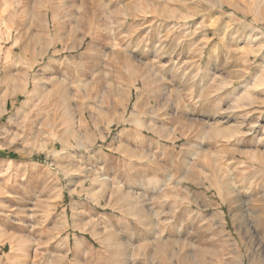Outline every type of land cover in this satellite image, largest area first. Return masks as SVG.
Wrapping results in <instances>:
<instances>
[{"label": "rangeland", "instance_id": "1", "mask_svg": "<svg viewBox=\"0 0 264 264\" xmlns=\"http://www.w3.org/2000/svg\"><path fill=\"white\" fill-rule=\"evenodd\" d=\"M0 264H264V0H0Z\"/></svg>", "mask_w": 264, "mask_h": 264}, {"label": "bare ground", "instance_id": "2", "mask_svg": "<svg viewBox=\"0 0 264 264\" xmlns=\"http://www.w3.org/2000/svg\"><path fill=\"white\" fill-rule=\"evenodd\" d=\"M22 92H23V91H22ZM27 96H28V95H27ZM28 97H29V96H28ZM36 100H37V99H36ZM36 102H37V101H36ZM39 102H40V101H39ZM37 103H38V102H37ZM37 103H36V104H37ZM46 103H47V102H46ZM36 104H35V107L37 106ZM32 107H33V106H32ZM40 107H41V106H40ZM40 107H37V108H40ZM44 108H45V107H44ZM35 109H36V108H35ZM40 109H43V108H40ZM32 110H33V109H32ZM31 113H33V112H31ZM40 113H41V112H40ZM34 114H35V112H34ZM35 115H36V114H35ZM27 122H28V121H27Z\"/></svg>", "mask_w": 264, "mask_h": 264}]
</instances>
